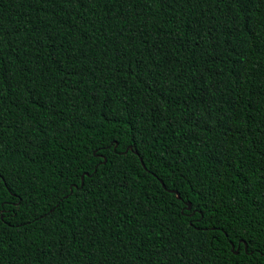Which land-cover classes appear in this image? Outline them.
I'll return each mask as SVG.
<instances>
[{
  "label": "trees",
  "instance_id": "trees-1",
  "mask_svg": "<svg viewBox=\"0 0 264 264\" xmlns=\"http://www.w3.org/2000/svg\"><path fill=\"white\" fill-rule=\"evenodd\" d=\"M0 170V264H264V0H0Z\"/></svg>",
  "mask_w": 264,
  "mask_h": 264
},
{
  "label": "snow or ice",
  "instance_id": "snow-or-ice-1",
  "mask_svg": "<svg viewBox=\"0 0 264 264\" xmlns=\"http://www.w3.org/2000/svg\"><path fill=\"white\" fill-rule=\"evenodd\" d=\"M115 149L118 153H120V145L113 144L109 142L108 144L99 143L93 149L95 164L91 169V172L88 168H84L83 171L76 170L78 172L77 180L69 185V191L65 193L68 199H71L73 196V192L71 189L79 188L81 191L87 187L91 182L95 180V177L101 173V169H106L109 167L108 157L106 155L107 152ZM138 153V145L134 142L128 143L123 152L120 154H128ZM82 167V165H81ZM7 202L10 203L15 201L17 207H21L23 205L22 198L15 192L13 188V183L9 181V178L4 174L2 170H0V205H4ZM63 202V198L61 200ZM2 211V208H0ZM52 211V210H50ZM198 212H192V215H197ZM207 227H213L212 225H207ZM228 239L233 241V246H239L241 249L246 248L249 244L248 239L243 235H229Z\"/></svg>",
  "mask_w": 264,
  "mask_h": 264
},
{
  "label": "water",
  "instance_id": "water-1",
  "mask_svg": "<svg viewBox=\"0 0 264 264\" xmlns=\"http://www.w3.org/2000/svg\"><path fill=\"white\" fill-rule=\"evenodd\" d=\"M136 154H138V153H136ZM141 161H142L143 166L145 167L142 159H141ZM162 185H163V187H165V184L164 183H162ZM171 192H173V191H171ZM178 197H180V196L178 195ZM188 209L191 210V204L190 203L188 204ZM245 249L247 250V247ZM232 250H233V252L235 254H238L239 253V248L237 250H235L234 249V246H233Z\"/></svg>",
  "mask_w": 264,
  "mask_h": 264
}]
</instances>
